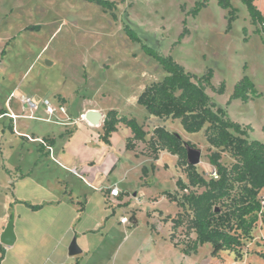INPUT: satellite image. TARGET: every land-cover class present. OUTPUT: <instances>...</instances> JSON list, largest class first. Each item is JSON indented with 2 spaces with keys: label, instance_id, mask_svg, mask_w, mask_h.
<instances>
[{
  "label": "rangeland",
  "instance_id": "rangeland-1",
  "mask_svg": "<svg viewBox=\"0 0 264 264\" xmlns=\"http://www.w3.org/2000/svg\"><path fill=\"white\" fill-rule=\"evenodd\" d=\"M107 1L116 3L114 11H104L84 0H0V98H6L11 92L27 95L38 89L40 96L50 94L49 97L59 98L73 110L78 103H85L124 114L133 112L128 103L137 105L133 96L138 90L160 81L165 74L154 60L141 52L139 45L128 39L123 31V25L127 24L148 46L163 56H170L186 72L202 76L211 69L212 88L218 89L224 84L221 95L212 89L206 90L211 101L225 108L231 121L249 126L250 139L264 144V34H255L257 28L251 25L246 8L238 0H232L237 20L229 31L227 12L217 6L216 0H208V6L195 18L188 15L194 0ZM36 25L39 32L24 31L25 27ZM184 27L188 33L178 42ZM143 72L146 74L142 75ZM243 76L251 79L263 97L248 103L229 102L235 83ZM139 108L143 112H134V117L148 134L154 126H164L182 143L201 153L196 169L205 179L215 173L208 162L207 157L213 150L205 141L204 131L188 134L178 120L161 121ZM147 116L150 118L145 119ZM50 129L46 126L48 132ZM139 161L145 159L139 158ZM154 162L144 163L147 187L140 185L141 171L138 174L129 167L126 175L128 189L137 192L145 203L156 194L174 193L175 182L185 178L182 169L175 166L174 156L163 154L158 164ZM122 163L134 164L129 156L122 157ZM221 163L229 168L234 159L229 153L221 152ZM158 165L160 168L156 171ZM92 192L91 206L98 216L101 200L99 192ZM258 197L264 203V190ZM154 208L181 222L172 232L171 220L163 222L166 216H162L153 225L156 231L160 224L152 236L147 229L148 219L139 212L140 225L132 237L146 247L145 254L154 262L264 264L257 256L264 253V228L260 222L252 231L251 239L239 250L241 259H236L232 252H221L212 258L208 244L202 246L198 255L183 259L178 252L195 238L191 214L180 209L177 216L175 205L163 196ZM172 233L178 252L166 240Z\"/></svg>",
  "mask_w": 264,
  "mask_h": 264
},
{
  "label": "crops",
  "instance_id": "crops-1",
  "mask_svg": "<svg viewBox=\"0 0 264 264\" xmlns=\"http://www.w3.org/2000/svg\"><path fill=\"white\" fill-rule=\"evenodd\" d=\"M255 5L264 14V0L261 3L256 0ZM145 87L133 96L136 103ZM38 91L35 89L27 95L11 92L6 98H0V249L4 254L1 264H159L145 254L146 247L137 243L132 234L140 225L139 212L148 219L147 229L152 236L160 225L155 231L153 225L158 219L162 216H166L163 222L171 219L166 221L170 215L154 208L164 192L151 196L145 203L137 192L126 186L129 167L139 174L143 167L147 169L144 163H152L145 144L137 142L133 151L126 150V141L132 134L120 125L111 135L110 145L106 146L99 136L109 109L78 103L73 110L59 98L49 97L50 94L40 96ZM11 94L16 97L10 99ZM23 96L37 104L48 99L54 105H64L67 117L57 113L47 121L43 107L30 112L21 105L19 98ZM128 105L133 112H118L129 117H134V112H143L138 104ZM90 110L101 115L97 126L81 119ZM6 114L17 118L12 120ZM46 126L51 128L50 132ZM73 127L75 129L70 132ZM43 139L53 141L46 143L52 148L51 154L38 142ZM163 154L167 152L161 151L154 164L159 163ZM126 156L134 162L132 166L122 163V157ZM139 158L145 161L141 162ZM174 161L177 166L176 157ZM159 168L158 165L156 171ZM141 177L142 172L139 177L141 187H147L146 178ZM180 179L186 183V178ZM114 185L119 188L120 195L107 199L109 188ZM92 190L99 192L101 200L98 216L91 206ZM175 192H178L177 188ZM173 204L178 214L180 209ZM29 207L40 209L33 211ZM123 217L130 223L120 224ZM10 222L14 243L6 247L1 243V236ZM166 240L176 250L170 236ZM73 241L80 252L71 256L69 247ZM201 248L191 256L176 251L186 259L198 255Z\"/></svg>",
  "mask_w": 264,
  "mask_h": 264
},
{
  "label": "trees",
  "instance_id": "trees-1",
  "mask_svg": "<svg viewBox=\"0 0 264 264\" xmlns=\"http://www.w3.org/2000/svg\"><path fill=\"white\" fill-rule=\"evenodd\" d=\"M94 3L104 11H114L116 3L107 0H84ZM245 8L255 34L261 35L264 14L255 5L256 0H238ZM208 0H194V6L188 15L197 17L208 6ZM217 6L227 12V31L237 20V9L232 0H216ZM115 19V17H113ZM184 23V22H183ZM185 25V23H184ZM39 26H27L25 32H39ZM128 39L140 46L141 52L154 60L165 76L158 82L147 85L137 98V104L147 114L161 121L178 120L188 134L204 131L205 141L213 151L208 155L209 164L215 169V175L205 179L187 162L188 144L182 143L164 126L155 127L148 140V133L134 117L120 114L116 110L108 111L102 121V134L99 140L110 145V137L122 125L129 129L132 138L126 141V150L133 151L135 143L145 144V151L156 161L161 151L176 157V165L185 174L186 183L181 179L175 182L178 192H164L162 195L177 208L191 214V229L195 238L180 252L185 256L196 254L206 244L212 248L211 257L221 252H232L241 259L239 250L244 242L251 239L252 231L260 222L264 228V203L259 199L264 190V144L249 138L251 128L231 121L225 109L216 106L206 90L218 95L224 93V84L213 89V73L208 69L202 76L186 72L170 56H163L155 48L148 46L129 25H123ZM244 40L246 30L243 29ZM188 33L183 28L178 42ZM264 34V33H263ZM177 43V42H176ZM254 83L248 76L239 79L230 96L229 102L248 103L260 99ZM264 99V97H263ZM46 144L53 141L43 139ZM47 145V144H46ZM42 148V147H41ZM44 148V147H43ZM221 152H227L234 159L231 167L221 163ZM153 168V167H152ZM142 177H146V168H142ZM200 191V192H197ZM179 192L182 193L179 195ZM37 211L40 207H29ZM180 215L179 213L177 216ZM170 219L167 217L166 221ZM171 231L181 226L178 219H170ZM173 243V233L170 235ZM0 249V264L3 259ZM257 256L264 261V253Z\"/></svg>",
  "mask_w": 264,
  "mask_h": 264
},
{
  "label": "built area",
  "instance_id": "built-area-1",
  "mask_svg": "<svg viewBox=\"0 0 264 264\" xmlns=\"http://www.w3.org/2000/svg\"><path fill=\"white\" fill-rule=\"evenodd\" d=\"M262 33H264V25L261 28ZM16 96L14 94H11L10 99L15 98ZM19 101L21 103V105L25 108L28 109L30 112H35L40 106L44 108L45 113L48 116L47 121H50L51 118L53 116H55L57 113L67 117V110L64 107V105L61 104H52L48 99H43L39 104L35 103L30 97H20ZM10 119L15 120L17 118V116L13 115V114H6ZM28 118H33L32 116H28ZM81 119L85 120V115L81 116ZM29 139V137H28ZM40 144L44 145L46 147V149L48 150V152L51 154L52 153V148L49 147L48 145H46L43 140H39L38 141ZM72 173L76 174L75 170L71 171ZM215 173H213L212 176H214ZM120 195V190L119 188L114 185L112 187L109 188V193L107 195V199L110 198H118ZM130 220L128 218H121L120 219V224L126 225L129 224Z\"/></svg>",
  "mask_w": 264,
  "mask_h": 264
},
{
  "label": "water",
  "instance_id": "water-1",
  "mask_svg": "<svg viewBox=\"0 0 264 264\" xmlns=\"http://www.w3.org/2000/svg\"><path fill=\"white\" fill-rule=\"evenodd\" d=\"M50 65L49 62L46 63ZM101 115L93 110L88 111L85 114V121L93 126H97L100 122ZM201 153L197 150L189 148L187 150V162L189 165L196 167L200 163ZM1 243L6 246L10 247L14 243V235H13V225L12 222L8 224L4 233L1 236ZM80 251L77 248L75 241H73L69 247V254L74 256L78 254Z\"/></svg>",
  "mask_w": 264,
  "mask_h": 264
}]
</instances>
